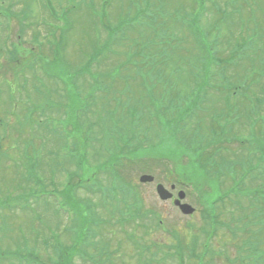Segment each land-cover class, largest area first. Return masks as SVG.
I'll return each mask as SVG.
<instances>
[{
    "label": "rangeland",
    "instance_id": "rangeland-1",
    "mask_svg": "<svg viewBox=\"0 0 264 264\" xmlns=\"http://www.w3.org/2000/svg\"><path fill=\"white\" fill-rule=\"evenodd\" d=\"M202 1H204L205 7L198 18L202 36L211 41L214 37L217 38V34L221 30L220 42L217 41L218 44L215 49L217 56L224 59L228 56L230 49L227 45L230 44L231 46L234 37L236 38L238 34L237 27L235 28V26L223 22V14L218 13L217 7H224L223 1L226 0ZM4 2L5 4L9 3L10 12L16 16L13 15L14 18L11 17L12 20L9 21L4 19V16L0 13V116L2 115L1 117L7 122L6 117L3 116L8 115L10 126L15 121L16 123L12 125V128L8 125V127L0 128V198L6 202L2 197L10 192L9 195L11 196L20 194V200L23 202L18 203V206L8 210L5 214V209H0L1 226L4 219H6L5 227L0 228V233L3 236L2 241L0 239V247H2V243L12 249L17 247L21 239L23 224L27 216L33 214L27 208L28 206L40 210L41 213L46 214L47 218L51 216L50 221L56 225L54 222L63 218L62 216L59 217L60 215L52 216V207L56 195L63 196L62 198L65 201L73 200V203L80 209H82L85 201L90 200L96 212L101 211V207L97 203L100 198L98 192L85 194L81 189L70 187V184L77 183L76 178H71V175L66 174L67 169H74L72 165L70 168H59L55 161L51 162L53 158L60 161L69 156L66 143H59L62 142L61 134L52 135L48 130L45 131L42 125L37 124V126H41L42 130L35 129V123L30 125L24 121V119L26 120V110L22 112L20 109L25 108L22 106L23 104L18 101H12L11 103L8 91H14V99L17 100L20 89L35 78L33 73H30L21 79L20 74L27 71L25 64L32 59L36 60L39 54L48 55L49 53L45 47L43 49L35 47L33 37L37 35L39 40L61 39L65 43L66 58L73 67L83 65L91 54L95 55L97 53L96 48L105 51V54L97 53L102 56L98 63L91 61L90 65L94 70L90 74V78L96 81L99 73L102 72L104 74L103 78H113L103 83L97 81L91 86L90 110L81 116V121L85 126L95 123L91 125V135L97 137L96 141L91 137L90 143H88L86 135L82 139L79 137L80 143L83 142L86 146L84 150L89 163V169L85 175L88 176L93 171L98 173V170H96L98 164L108 158L112 153L111 147L118 142L113 141L114 136L120 139V145L121 143L128 144L127 146L131 145L133 148L134 143L135 149L127 152L133 153L130 158L131 161H136L137 157L141 155V157L150 160L149 164L159 165V167L150 166L149 170H146V172L149 171L155 176L153 182L139 184L138 176L142 172L144 164L141 165L142 168L138 171H132L131 181L129 182L138 184L136 196L142 198L139 209L141 211H154L155 216L161 218L164 224L157 226L156 220L153 219L150 213L134 221H123L124 223L117 221L116 219L124 214V209L122 212H117L115 207L111 211L114 214L110 219L112 224L107 225V222L106 224L102 222L99 229L96 230L99 235L95 236V240L97 242L108 241L111 249H114L117 248L118 241L126 233L128 234L133 230L134 234L132 235L136 238L135 241L139 242L141 240L151 246V250L157 248L159 250L157 257L159 258L164 256L170 248L176 246L174 245L173 235L177 234L179 240L183 243L181 246L183 263L197 264V257H188L186 247L190 243L189 240L192 235L199 234L202 239L200 229L210 231L211 225H208L205 221L207 220L205 210L210 208L208 200H216L232 184L236 185L240 181L233 173H228L226 170L231 168L233 171L234 169L233 172L240 175L241 170L248 165H257L259 153L255 145L248 144L244 149L238 143H233L227 147V150H219L215 156L212 155L215 146L209 141L210 129L218 130V126H223L225 135L236 136L235 134H239L246 136L249 129L248 119L250 118L248 112H250V105L246 100L248 99L247 94L242 92L241 89L231 90L235 94L234 98L237 97L235 99V116L238 117L236 120L232 119V116H229V111L226 114L223 107V89L210 90L215 88L213 72L217 73L218 69L215 68V71L207 75L209 81L206 80L202 72L201 75L194 74L198 71L195 67L198 65V55L201 52H199V47L192 41V37L175 14L179 10L194 12L195 8L192 2L190 0H5ZM227 5L244 9V14L238 15L237 18L239 21L244 22L246 28L251 26V31H255L258 37V46H248L247 51L262 54L264 52V0H230ZM110 10L113 11L110 12ZM4 12L7 13L5 9ZM104 20L106 28L101 23ZM68 27L70 29L67 31ZM43 28H48L47 37H45L46 33ZM64 34L65 37H61ZM147 41L152 45H145ZM137 47H144V54L147 58L158 57L159 61L162 60V57L164 58L160 70L163 77L160 81L151 80L152 77H150L147 65L146 69L141 70L140 60L131 59L135 52L139 53ZM93 48L94 51H92ZM14 49L20 60L18 64L9 61V56ZM207 54L206 63L212 64L214 62L213 52L207 50ZM249 56L245 50L239 59L233 61L227 68L230 72L232 65L238 66L234 79L238 82L242 80V84H244L245 79L251 78L253 73L256 72V69L253 67L254 70L250 66L243 70V64L246 63ZM154 61L157 64V58ZM255 62L258 64L260 61L256 60ZM106 63V67L101 68L102 72L96 70L101 67L100 64ZM62 64L64 67L61 68L66 70L64 63ZM152 65L153 62L150 67ZM222 65L221 68H224ZM157 70L155 68L153 72ZM198 80L199 82L202 81V85L198 88L202 89L204 102L201 108H196L194 111L188 106L195 104L193 103L194 99L199 100L201 98L196 93L194 84ZM8 82H12V89L7 90ZM109 82L111 85L107 88L104 83ZM263 82L264 79H258L254 83L256 90H258L257 93L264 89L260 88V85H264ZM54 88L55 86L51 85L49 91L55 94L56 90ZM246 88L249 87L246 86ZM162 89H166L165 103L169 101L168 98L170 97V105L179 108L187 107L189 111L186 113L194 111L195 114L193 113L192 117L184 118L181 122V124H184L182 129L179 128L176 122H172V116L176 115L175 109L170 113L164 112L161 110L158 100H152L153 96L156 99L160 97ZM10 105L13 109L12 114L17 115L16 119L9 115ZM39 106L47 107L42 100H40ZM50 108L52 112L49 110L38 117H41V119L52 117L59 120L62 109ZM74 114L78 116L80 111L76 108ZM218 114H223V116L216 118ZM181 115L186 116L184 113ZM18 120L22 123H18ZM129 123L133 125V128L129 127ZM197 123H200L201 129H198ZM131 134L134 135V138L131 137ZM24 138L31 139L26 142H19ZM130 138H132L131 143H129ZM137 138H140L142 143L136 140ZM68 144L70 143L68 142ZM28 145L32 147L24 149ZM242 148L243 150H241ZM32 150L36 154V166L27 169L29 174L27 180H25L23 168H25L27 161L26 158L23 159L22 155L31 153ZM206 153H210L212 156L209 163L216 160L219 169L212 168L211 170L212 165L206 164L208 159ZM249 154L251 155L248 159ZM220 157L224 159L218 160ZM221 161L223 162L221 163ZM165 163L171 164L163 165ZM138 167H140V163H135L134 168ZM124 171L125 176L130 173L129 170ZM257 172L260 174L259 177H256ZM257 172L255 170L250 171L245 179L241 180L244 187L239 186V189L246 187L254 190L258 185L264 186V164L262 162ZM191 173L195 179L199 180L197 185L194 186L196 188H192L193 185L190 186V183H187L186 187L182 189H185L184 201L192 205L195 210L190 215H183L171 201H162L158 198L155 192V184L162 183L164 186L169 187L170 183L174 182L173 177L179 181L186 175L190 179L192 178ZM98 177L105 186L111 180V176L108 177L106 172L100 171ZM34 179H37L38 182H35ZM9 188H11V191L8 190ZM178 189L181 188H176L173 192L174 197ZM50 191L54 193L53 197L49 196ZM40 192L50 201V204L42 202L43 198L39 196ZM228 195L232 199L231 201L226 198L227 201L225 200L224 203L212 204L217 208L219 213L217 219L220 224L212 221L216 233L215 236L210 235V243L208 244L210 253L206 254L204 258L205 264H257L256 261L258 260L255 254L253 255L251 252L257 250V253L263 252L264 255V215L261 213V220L256 223L258 229H247L248 222L246 228L244 226L246 220L245 222L242 220V213H239L240 207L236 200L237 197H242L238 201L239 204L244 205V207H253L255 203L250 202L253 192L241 196ZM119 196L121 197V193L117 197ZM134 198L131 201L129 199L127 213H132L136 208L131 203ZM20 204L22 206H19ZM118 204V208L122 206L120 198ZM20 207H23V209ZM109 208L111 209V207ZM24 209L26 211H22ZM83 212L86 213L83 210L82 215ZM46 216L44 215L45 218ZM28 222H30L29 219ZM97 222L99 220L93 221L94 224ZM138 223H140V227ZM192 227H195V231L192 230ZM173 229L178 232H174ZM24 230L25 236L28 234L33 235L37 228L32 222L29 225L25 224ZM256 231L259 234L256 235ZM58 232H60V228ZM171 232H173V235ZM243 239L245 240L243 241ZM248 240L249 245L245 247ZM30 245L33 246L32 243ZM40 245L34 243L36 247ZM41 249L38 250L37 255L40 260H45V255L51 251L48 249H42V251ZM85 249L87 252L86 257L84 259L73 257L72 264H94L93 260H91V263L88 259H90L89 255L98 257L95 247H85ZM119 249L129 253L132 252L129 244H120ZM195 254L198 255V250ZM120 257V252L112 254V263L121 264ZM160 264H177V262L174 260L161 261ZM260 264H264V258Z\"/></svg>",
    "mask_w": 264,
    "mask_h": 264
},
{
    "label": "trees",
    "instance_id": "trees-1",
    "mask_svg": "<svg viewBox=\"0 0 264 264\" xmlns=\"http://www.w3.org/2000/svg\"><path fill=\"white\" fill-rule=\"evenodd\" d=\"M231 13L232 12L227 14V18H230L231 17L230 15L233 16V14H231ZM250 28H251V26H250ZM243 34L244 35H241V37H239V39L236 42H234V44H232L230 46V49H229V51L231 53L230 55H237L238 52L240 51L242 45H244L245 48H247L246 47L247 44H249V47H257L258 46L257 45V43H258L257 38L258 37H257V34H256L255 31L252 30L250 32L249 36L245 32ZM145 45H152V44L150 42H146ZM227 46H229V45H227ZM141 48L144 50V47H141ZM142 49H140V50L143 51ZM207 50H211L213 52L214 62L217 61V58H216L215 51L213 49L212 43L207 42V43L203 44L201 54L198 55V64L202 63V64H206L207 66L210 65V64L206 63V60L208 58ZM157 51L159 52V50H157ZM246 52L250 55V59H248L245 64L249 65L251 68L254 67L255 69H257L258 65H257V63L254 60L257 59V58L262 57V58L259 59V61H260L259 63L261 65H264V55H260L259 56V54L249 53L247 50H246ZM155 58H157V61H156L157 64H155V61H154ZM155 58H147L146 57V61H147V63H149V64H147V67H150V64L153 62V65L151 67L155 66L156 68L159 67L161 69L162 63H164V58L162 57V60H160V61H159L158 57H155ZM261 60H263V61H261ZM146 61H144L142 63V65H146ZM221 65H219V66L221 67ZM228 65H229V63H224L222 65V67H224V68L226 67L227 68ZM126 66H127V64H126ZM261 69H264V66L261 67ZM257 70H256V73L255 72L253 73V76H252V79H251L252 81H255V82L258 79H261L262 78L261 76L264 77V71L261 72V73H258ZM80 71L79 70H75V72L72 73L73 76H70L69 79L70 80L71 79H77V77H79V75L81 73ZM100 72H102V69H101ZM151 76H152V78L155 81H160L162 79V75L159 74L158 71H156ZM219 76L220 77L217 78V79H221L222 80V78H223V81H227V82H232V77H234L227 70H225L223 73L221 72V74ZM107 80H104V81H107ZM98 83H102V81L98 80ZM248 83H251V82L248 81ZM194 84L196 86V93H198L201 96V98L199 100L203 101L204 98H203V95H202V89L198 88L200 85H202V81L196 82ZM253 84L254 83L252 82L251 83V88L246 90V91L243 90L242 87H241V91L244 92V93L248 92L249 95H251V97L256 98V92L252 88ZM165 94H166V92L161 93V95H160L161 98L164 99ZM170 102H171L170 100L167 103H165L164 100L159 102L161 106H164V109L162 111L166 112L167 108L175 107L174 105H170ZM188 107H190V106H188ZM201 107H202V105H199L198 108H201ZM187 111H189L187 107L178 108V109L176 108L175 111H174L176 113V115H177L180 129H182V127L184 125V124H181V122H183L184 118L192 117V115H193L195 110L190 112V113H186ZM183 113L186 116L181 115ZM94 124H95L94 122L90 123L88 126H85L83 124H75L77 126L76 127V131L79 132L82 137H85V135H86L88 143L91 142V137H92V139L94 141L97 140V137L95 135H93V136L91 135V132H92V126L91 125H94ZM197 124H196V126H197ZM129 127L133 128V125H130V123H129ZM221 132H222V128H219L215 132H214V129H213V131H211V136L209 138L210 143L214 142L215 140L218 141L217 136L220 135ZM131 137L134 138V135L131 134ZM132 138L129 139V143L132 142ZM115 140L117 142L120 139H118L117 137L114 136L113 137V141H115ZM136 140H139V142L142 143V140L140 138H137ZM127 145L128 144L121 143V146L119 148L120 149V153L118 151L116 153H112V155L110 154L108 156V158L104 162L99 163L98 167L96 168V169H101V171L106 172L107 175L111 176L110 177L111 180L109 181V184L107 186H95L94 183L98 182V180L95 178V176H91V177H89L88 180L85 179V181L89 182L91 184V185H89V187H91L90 188L91 191L97 190V191L101 192L100 198L97 201L98 205H100V207H101V210H102V207L104 206V204L111 200V195H113V194L116 195L118 192L121 193L122 206L118 209V212H122L123 209H124V214L121 215L120 218H119L121 220V222H123V221L124 222L125 221H134L135 219L143 218L144 216L147 215V213H150V215L153 217V219L156 220V225L157 226H162L164 224V221L161 218H157L155 216V212L154 211H151V210H149V211H145V210L141 211V209H139L140 208L139 204L141 205L142 198L140 196H136L137 195V192H136L137 188L132 186L127 181V176H125V171H124V170H126L127 166L131 163V159H130V157H128L129 154H124L123 151H122L123 148L126 147ZM85 147L86 146L84 144H82V150L77 152L74 155V158H72V161L76 165H79L80 167L84 164V162L88 163V159H87V156H86V151L84 150ZM130 147H132V146L130 145ZM134 149H135V145L133 143V150ZM219 150H221V147L216 145L214 147L213 151H212V155L215 156L216 152L219 151ZM206 154H208L207 157L212 158L210 153H206ZM125 158H127V159H125ZM220 159H224V158L220 157L218 160H220ZM212 161H213V163H206V164H211L212 165L211 170H212V168L213 169L214 168L219 169L218 165L216 164L217 161L216 160H212ZM222 162L223 161H221V163ZM130 166H131V164H130ZM253 169H254L253 166L248 165L246 168L241 170V174L240 175H236L233 172L234 169H233V171H232L231 168H229V170H226V172H228V173L229 172L233 173L236 177H238L240 179V181L236 185L232 184L227 189V191L225 190L224 193L220 194L216 198V200H208L210 208L209 209L207 208L205 210V216L207 217V220H205V221H206V223H208V225H211L210 231L208 232V231L204 230V232H203V230L200 229L199 231L201 232L200 234L202 235V239L199 237V234H194V235H192V237H190L191 239L189 238L190 239L189 240L190 243L186 247V252L188 254V257H191V256L197 257L196 260L199 259V261H201L203 258H205L204 256H206V254L210 253V250H208L209 247L205 243V234L209 233V235L215 236L216 229L213 228L212 221L214 223L215 222L218 223V219L217 218H218V214H219L217 212V208L215 206H213L212 204H216L217 202L224 203L226 198L229 199V201H231L232 199H230V196L228 194L241 196V195H243L245 193L248 195V193H252L253 192L252 200L250 201L251 203H255L253 205V207H248V206L244 207V205L239 204L238 201H240V199H242V197H237L236 203L240 207L239 213H242L241 214L242 220H244V222L246 220V223L244 224V226L247 228V222H248V228L247 229H250V228L258 229L256 223H257V221L261 220V213H263V215H264V186L258 185L256 188H254V190L246 188V187L244 189H239V186L244 187L241 184V180H244L245 177L247 176V172L249 170H253ZM259 175L260 174L257 172L256 173V177H259ZM191 176H192L193 179L192 178L189 179V177L186 176V175H185L184 179L186 180L187 183H190V186L192 184L193 185L192 188L195 189L196 187H194V186L197 185L199 180L195 179L194 175L192 173H191ZM190 180H192V181L189 182ZM115 195L113 196V200L117 201L120 198V196L119 197H115ZM133 198H134V201L131 202V203L133 205H135L136 208L133 210L132 213H127L128 209H129L128 203ZM129 199H130V201H129ZM91 205L92 204H90V206ZM83 210L86 211V208L85 209H80L79 208L78 212L81 214V212ZM31 212H33V214L30 215V219H29L30 222L26 223V225L27 224L29 225L30 223L33 222L35 227L37 228V231L33 235L28 234V235L25 236V234H24L25 233V230H24L25 225L23 226L22 233H21V243H25L24 244L25 247L23 249H21L19 252H15L14 254L15 255L18 254V257L16 256L18 258V260H24L25 262L21 263L20 261L17 260L14 264H72L71 260H72L73 257H79V258H82V259H84L86 257L87 252H86L85 247H87V248L88 247H93V248L95 247V249L97 251L96 254L98 255V257L96 258V255H94V256H90L89 255V257L92 260H94V264H101V263H103V264H113L112 261H111V256H112V254H115V253H118V252L121 253V257H120L121 264H151L153 258L155 256H157L158 253H159V250L157 248L155 250H151V246L145 244L141 240L139 242H136L135 241L136 238L132 235V234H134L133 230L128 232V234L126 233V235L121 240L118 241L117 248L111 249V245H110V243L108 241L97 242L95 240V236L93 235V234H95V231H92L91 234L85 232V230L82 232L83 227H84L83 223H79L78 224V227H79L78 229L79 230H77V232L80 231V234H78V236L76 238L77 240H74L73 242L72 241H68V240L66 241L61 236H58L57 234H54L51 237H49L48 239H46V241L42 245L37 246L35 248L34 247V243H35L36 238L39 235L40 230L42 228L44 229L45 228L44 226L49 224V223L47 221H44L43 219H41L40 214L37 211H35L34 208L31 210ZM81 216H83V215L81 214ZM105 221L107 222V225H111L112 224V221L110 220L109 217H107L105 219ZM86 222H88V219L84 217V223H86ZM218 224H220V223H218ZM85 225H87V224H85ZM138 225L140 227V223H138ZM87 230H88V228H87ZM192 230L195 231V227H192ZM77 232L75 233L74 236L77 235ZM174 232H178V231L174 230ZM171 233L173 235V232H171ZM255 233H256V235L259 234L257 231ZM173 237H174V240H175L174 241V243H175L174 245H176V246L173 247V248H170L169 251L164 256L161 257V259L164 262V261H166L164 257L168 256L169 258L173 259L174 261L179 260V262H177V264H184V263H181L182 262V258H183L182 257L183 256V252H182V247L181 246L183 245V243H182V241L179 240V235L174 234ZM244 240L245 239H243V241ZM30 243H32L33 246H31ZM120 244H122V245L129 244L132 252L129 253L127 251L120 250L119 249L120 248ZM26 247H28V249H30L31 251L26 252L25 254H22L21 252L24 249H26ZM245 247H247V245H245ZM41 248L42 249H48V250L51 251L50 253L45 255V260H40L38 255H37L38 252H39L38 250L41 249ZM197 250H198V255L195 254V252ZM257 252L255 250H253L251 253L254 255V254H257ZM6 255H7V257L4 258V259H2L0 257V264H13L12 260L10 259L12 256H10L9 254H6ZM261 258H264V255H262ZM3 261H4V263H3ZM203 264H205V261H204Z\"/></svg>",
    "mask_w": 264,
    "mask_h": 264
},
{
    "label": "water",
    "instance_id": "water-1",
    "mask_svg": "<svg viewBox=\"0 0 264 264\" xmlns=\"http://www.w3.org/2000/svg\"><path fill=\"white\" fill-rule=\"evenodd\" d=\"M147 177H142L141 179L144 180ZM151 179V178H149ZM157 190L159 192V195L161 196V198H168L170 196V193H168L167 190H164V188H162L161 186L157 187ZM184 194L182 192L179 193V197H183ZM177 203L179 204V202L177 201ZM180 209L185 212V213H190L192 212V208L188 205V204H179Z\"/></svg>",
    "mask_w": 264,
    "mask_h": 264
}]
</instances>
